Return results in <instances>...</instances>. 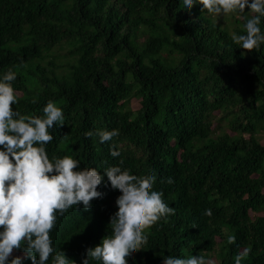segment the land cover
Wrapping results in <instances>:
<instances>
[{"label": "trees", "instance_id": "1", "mask_svg": "<svg viewBox=\"0 0 264 264\" xmlns=\"http://www.w3.org/2000/svg\"><path fill=\"white\" fill-rule=\"evenodd\" d=\"M201 8L189 11L183 0H0V80L9 69L17 74L13 110L43 116L55 102L64 125L49 130L50 160L69 155L103 177V198L57 214L50 233L75 264L111 234L120 193L103 172L120 160L130 174H155L153 190L175 209L147 230L127 264L197 252L235 264L249 246L241 264H264V44L245 51L231 39L245 34L242 16L227 15V24ZM104 129L119 135L101 143L95 133Z\"/></svg>", "mask_w": 264, "mask_h": 264}, {"label": "clouds", "instance_id": "2", "mask_svg": "<svg viewBox=\"0 0 264 264\" xmlns=\"http://www.w3.org/2000/svg\"><path fill=\"white\" fill-rule=\"evenodd\" d=\"M196 3L217 18L235 14L245 19V34L231 36L240 48L252 52L264 44L260 27L264 0H183L184 8L189 11ZM245 8L250 16H244ZM16 79V72L9 69L0 80V264H22L24 259L32 264H47L50 257L52 264H75L63 251L53 247L50 233L56 226L57 214L63 216L77 205L89 210L94 199L103 198L104 193L98 191L103 177L96 168H80L79 160L69 155L50 160L46 146L54 137L49 130L54 125H64L63 109L49 100L43 116L23 115L13 110L17 94L12 82ZM93 134L87 131L84 136L90 138ZM95 134L104 143L117 137L119 130L104 129ZM110 154L120 156L118 150L110 149ZM122 164L120 160L103 172L111 189L120 193L115 200L117 211L109 217L111 234L86 249L87 258L82 264H89V260L127 264L126 258L147 244V230L162 218L175 214V209L164 202L163 193L153 190L155 174L136 176L122 168ZM173 182L170 177L167 179V183ZM204 215L211 216V209H206ZM235 242L234 234L227 237L228 244ZM14 250L24 255L14 256ZM250 252L251 246L244 248L235 256V264H241ZM163 264L215 262L205 256L189 255L167 256Z\"/></svg>", "mask_w": 264, "mask_h": 264}, {"label": "rangeland", "instance_id": "3", "mask_svg": "<svg viewBox=\"0 0 264 264\" xmlns=\"http://www.w3.org/2000/svg\"><path fill=\"white\" fill-rule=\"evenodd\" d=\"M228 18H229V17H227V16H226V17H219V19H221V20H225V22H226L227 24H229V22H227V21H228ZM13 255H16L15 252H13ZM189 255H193V256L201 255V256H205L206 258L212 259V260L215 262V264H217V262H218V260H217L216 258L212 257V255L207 254V253H204V252L187 254L185 257H187V256H189Z\"/></svg>", "mask_w": 264, "mask_h": 264}]
</instances>
